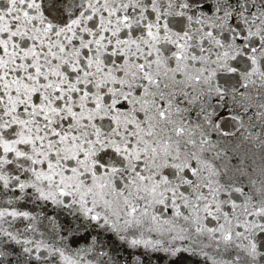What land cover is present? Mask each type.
I'll use <instances>...</instances> for the list:
<instances>
[{"label":"snow or ice","instance_id":"6c2138e0","mask_svg":"<svg viewBox=\"0 0 264 264\" xmlns=\"http://www.w3.org/2000/svg\"><path fill=\"white\" fill-rule=\"evenodd\" d=\"M0 264H264V0H0Z\"/></svg>","mask_w":264,"mask_h":264},{"label":"water","instance_id":"95a60500","mask_svg":"<svg viewBox=\"0 0 264 264\" xmlns=\"http://www.w3.org/2000/svg\"><path fill=\"white\" fill-rule=\"evenodd\" d=\"M250 162V161H249Z\"/></svg>","mask_w":264,"mask_h":264}]
</instances>
